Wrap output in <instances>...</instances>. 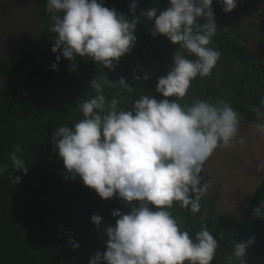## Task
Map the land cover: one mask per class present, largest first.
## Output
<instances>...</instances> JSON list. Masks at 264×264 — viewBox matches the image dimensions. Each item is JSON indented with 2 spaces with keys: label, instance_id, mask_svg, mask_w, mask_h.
<instances>
[{
  "label": "clouds",
  "instance_id": "1",
  "mask_svg": "<svg viewBox=\"0 0 264 264\" xmlns=\"http://www.w3.org/2000/svg\"><path fill=\"white\" fill-rule=\"evenodd\" d=\"M216 2L226 14L237 6V0ZM212 4L213 0H168V6L158 10L155 0V6L137 17L133 2L129 20L105 7L103 0H46L49 30L55 34L51 52L60 53L51 65L54 71L61 57L72 62L70 72L76 71L77 57L113 71L135 46V31L142 20L151 24L154 38L163 36L177 46L167 74L156 82L155 91L163 99L141 91L133 100L136 87L124 78L110 82L103 73L90 81L95 95L79 105L83 118L56 127L51 137L68 178L79 177L102 200L115 196L126 205L135 202L126 214L113 210L115 226L104 230L105 251L96 252L89 264H212L216 257L219 243L207 226L193 235L172 212L178 206L198 213L210 187L201 175L205 163L217 149L245 145L240 134L242 115L229 100L195 98L181 103L193 81L210 76L221 58L211 46L218 32ZM149 78V73L133 77L135 81ZM105 88L115 94L109 97ZM125 95L132 98L130 107L120 106ZM248 111L255 118V133L264 136V100ZM22 151L16 145L8 159L14 172L27 174L28 166L18 156ZM261 170L264 163L258 165ZM6 171L7 165H0V175ZM11 179L17 184L21 177ZM252 216L264 218V200ZM101 222L99 215L91 217L94 226ZM253 242L251 238L234 241L229 264H246ZM69 243L73 249L79 247L72 240Z\"/></svg>",
  "mask_w": 264,
  "mask_h": 264
},
{
  "label": "trees",
  "instance_id": "2",
  "mask_svg": "<svg viewBox=\"0 0 264 264\" xmlns=\"http://www.w3.org/2000/svg\"><path fill=\"white\" fill-rule=\"evenodd\" d=\"M120 1L116 0L113 9L125 16V10L129 9L123 5L127 2L124 0L122 5ZM127 1L131 4L138 0ZM36 3L41 12L42 27L37 38L35 36L31 41L36 42L33 43L36 48L38 44V56L34 55L30 41L0 63V82L16 74L0 85V165H7V171L0 175V264H89L90 258L102 247L100 235L106 226L103 222L115 226L112 212L122 209L123 205L115 196L110 200L100 199L79 177L68 178L53 149L51 137L55 128L71 126L83 117L79 104L60 100V89L67 86L66 77L73 73L68 70L72 62L61 57L56 64L57 70L51 69L60 53L51 52L55 34L49 30L51 21L46 0H36ZM156 3L158 10L168 6V0H156ZM222 8V4L213 0L218 32L211 46L221 52V58L210 76L197 77L193 81L188 100L216 99L225 94L241 113L242 121L253 124L255 118L248 109L259 106L264 100V0H237L236 8L227 14ZM139 26L141 32L148 28ZM138 33L136 29L135 34ZM156 37L154 39L146 32L144 44L148 53L155 51L157 55L162 51L168 59L176 46L163 36ZM30 48L33 60L28 63L18 55L23 51L28 54ZM75 64L76 74H86L90 78L94 73L93 69H88L85 58L77 57ZM146 68V73L150 74L147 82L152 84V65L147 63ZM104 75L112 80L109 73ZM79 84L83 83L72 85ZM86 92L93 93L90 89ZM105 92L111 97L115 90L105 88ZM129 98L125 95L120 106L130 107ZM133 99H136L134 95ZM23 113L35 118L32 125L23 119ZM16 145L23 149L18 156L28 166L27 174L14 172L8 159ZM201 175L204 177L205 173ZM17 176L21 177L20 182L12 184L11 178ZM262 200L264 180L255 188L248 205L236 219L212 214L213 205L205 195L200 211L195 215L178 206H174L173 214L193 235L202 225L207 226L219 243L212 264H229L234 241L253 239L245 257L247 264L264 254V218L258 220L252 216L253 209ZM93 215L102 217L99 227L91 223ZM70 240L79 247L73 249Z\"/></svg>",
  "mask_w": 264,
  "mask_h": 264
},
{
  "label": "rangeland",
  "instance_id": "3",
  "mask_svg": "<svg viewBox=\"0 0 264 264\" xmlns=\"http://www.w3.org/2000/svg\"><path fill=\"white\" fill-rule=\"evenodd\" d=\"M125 1L127 2H125L127 6L124 4V0H121L120 3H122V5L124 4L123 6L129 9L130 3L127 0ZM114 3H116V0H103L104 6L108 8L113 9ZM136 4L137 8L135 15L137 17L140 16L142 11L148 9L150 6H155V2L151 0H138ZM124 14L126 18L131 20L132 17L129 14V10H125ZM139 25H144L148 28L144 32H141L142 29H140ZM136 29L139 33L135 34V46L132 48L130 53L120 58L118 65L113 71L103 69L99 64H95L92 60L85 58V60H87L89 63L88 69H93L94 73L90 78H88L86 74L82 75V73H80L81 75L76 74L75 72L68 74L66 77L67 86L65 87L60 85L62 86V89H60L62 93L59 96L60 100H62V102L64 100L67 103H75L80 105L84 100L93 97L95 95L94 90L89 88L88 84L94 77H99L103 73L110 74V78L112 79H108L110 82H116L120 78H124L125 82L129 86L136 87L138 90L137 93L134 94L136 99H138L139 92L141 91L144 94L155 97L157 100L163 99V97H161L155 91L156 79L167 74V71L171 66V57L176 51L177 46L175 45L176 47H174V49L168 55V59L165 57L166 54H163L162 51L157 52V55H155V51H150L148 53L144 44V37L146 32L150 34L149 31L151 30V24L142 20L141 23L137 25ZM38 35L39 34L36 35V38ZM150 36L153 37L151 34ZM156 38L157 37L154 39ZM33 43L36 42L31 43L32 47L35 49L34 55L38 56L39 53L36 52L38 44L36 48V45ZM32 55L33 51L30 48V52L28 54H26V51H23L18 56L21 58V60L29 63L31 60H33ZM147 63L152 65L151 77L154 79L152 81L153 83L151 84L147 82V80L135 81L133 79L134 76L139 75L142 77L146 73ZM78 83L83 84L72 85ZM89 89L93 93H87L86 91H89ZM217 97H223L225 99L230 98L225 94L218 95ZM51 98L53 100V93L51 94ZM131 99L132 98H129L128 101H131ZM169 99L171 100L174 98ZM208 100H215V98ZM181 103H190L188 100V95L181 101ZM21 104L23 105L22 102ZM22 115L23 119L27 120L29 125H32L35 121V118L30 114L23 113ZM252 125L253 124L249 122H241L240 134L245 139L244 146L236 144L229 149H217V151L204 165V179L210 184L205 196L209 198L210 203L213 205L211 208L212 214L219 215V217L226 219L238 218L243 209L248 205L249 198H251L253 195L255 188L259 186L264 180V170L258 171L259 163H264V136L256 134ZM24 126H27V124ZM249 162H251V164ZM119 204L123 205V208H117L115 210H119L122 214L128 213L131 207L135 206V202L133 205H126L121 201ZM173 211L174 209H172V212ZM178 220L180 219L178 218ZM103 224L106 225L104 230L108 226H113L109 224L108 221L107 223L103 222ZM100 236L103 237V240L101 239L102 241L100 244L102 247H100V249L98 248V251L103 253L105 251V242L107 240L105 231H103ZM247 264H264V254L249 260Z\"/></svg>",
  "mask_w": 264,
  "mask_h": 264
},
{
  "label": "water",
  "instance_id": "4",
  "mask_svg": "<svg viewBox=\"0 0 264 264\" xmlns=\"http://www.w3.org/2000/svg\"><path fill=\"white\" fill-rule=\"evenodd\" d=\"M41 26L42 16L36 0H0V63L29 43Z\"/></svg>",
  "mask_w": 264,
  "mask_h": 264
},
{
  "label": "bare ground",
  "instance_id": "5",
  "mask_svg": "<svg viewBox=\"0 0 264 264\" xmlns=\"http://www.w3.org/2000/svg\"><path fill=\"white\" fill-rule=\"evenodd\" d=\"M42 27V26H41Z\"/></svg>",
  "mask_w": 264,
  "mask_h": 264
}]
</instances>
